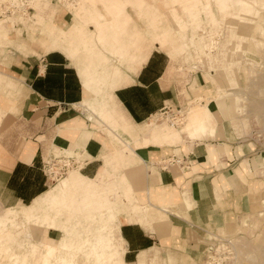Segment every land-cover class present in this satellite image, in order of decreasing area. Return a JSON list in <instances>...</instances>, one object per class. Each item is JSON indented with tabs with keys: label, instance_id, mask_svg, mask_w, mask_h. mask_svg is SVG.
I'll list each match as a JSON object with an SVG mask.
<instances>
[{
	"label": "crops",
	"instance_id": "0c3cea01",
	"mask_svg": "<svg viewBox=\"0 0 264 264\" xmlns=\"http://www.w3.org/2000/svg\"><path fill=\"white\" fill-rule=\"evenodd\" d=\"M258 32L264 34L261 16L252 33ZM168 55L171 56L152 51L137 74L106 63L100 69L103 71L100 76L107 78L111 94L116 97L111 99L112 107L119 109L128 124L127 129L121 124L119 127L130 140L110 128L111 135L105 133L104 137L88 128L89 122L96 123L104 132L106 124L94 122L86 114L89 105L83 74L91 71L87 66L82 71L80 68L81 76L59 50L37 51L20 59L12 70L23 89L16 114L11 115L14 127L7 128L12 142L11 137L5 138L0 146V205L27 207L52 188L47 189L51 182L41 170L42 160L49 157L45 155V145L52 142L57 147L55 152L70 149L82 157L78 162L79 175L91 184L92 190L76 197L88 199L94 212L93 197L100 190L96 181L112 172L104 157L124 150L125 165L118 166L120 175L126 168L127 178L135 181L144 177V168L147 172L145 187L136 190L137 198L146 208L134 204L136 209L120 217L124 264L196 262L201 252L218 240L219 231L237 224L249 213L251 193L263 187L261 180L251 178L252 168L259 169L264 164L259 151L240 134L230 109L224 113L217 105L209 106L216 114L217 126H210L205 134L198 132L196 119L191 128L180 133L181 140L176 144L143 145L139 129L149 124L161 109L181 107L192 91L198 90L203 98L213 95L197 71L189 73V84L179 83L176 75L170 73ZM0 75L6 84H12L10 76ZM212 83L217 95V85ZM17 91L19 86L14 81V88L3 95L4 116L6 103ZM171 156L185 161V166L162 170L158 163ZM75 178L71 186L75 185ZM147 207L153 220L149 214L140 212L142 208L147 211ZM101 214L112 218L115 212L98 215Z\"/></svg>",
	"mask_w": 264,
	"mask_h": 264
},
{
	"label": "rangeland",
	"instance_id": "374dc122",
	"mask_svg": "<svg viewBox=\"0 0 264 264\" xmlns=\"http://www.w3.org/2000/svg\"><path fill=\"white\" fill-rule=\"evenodd\" d=\"M31 1L32 19L10 17L9 20H5L0 18V73L10 76L12 83L6 84V79L2 80L0 75V146L5 138L11 137L10 143L12 142L11 133L7 128L8 126L14 127L13 116L11 115L16 114V108L23 90L21 81L12 71L17 67L18 61L37 51L42 53L52 51L54 41L60 46L56 50H60L70 59L66 53L69 49L67 41L73 40L74 36L78 38V31L81 29L87 30L92 37L89 44L93 47V54L82 51L75 61L70 59L80 75L87 64L97 63L101 58H105L106 61L98 66L94 72L95 78L100 76L103 72L101 71L102 67L106 64L119 66L122 70L135 74L134 69L143 66L141 61L147 51L150 50L151 53L152 51H162L172 56L168 55L170 73L176 75L179 83L189 84L191 80L189 73L197 71L204 83L211 88L213 92L211 97L203 98L198 90L197 93L192 91L189 100L182 104L181 108L187 112L183 125H173L166 119L155 121L154 118L146 126L140 127L139 134L143 138V145L150 143L154 145L176 144L181 140L180 133L191 128L196 119H198V132L205 134L210 126H217L216 114L209 108V106L217 105L216 107L224 113L230 109L231 117L234 119L240 134L250 140L251 147L259 151L260 159L262 158L261 161L264 164V34L261 32L252 33L259 17L264 19V0H257L258 4H250L252 11L246 19L239 17L242 13L246 14L248 8L242 9L239 6H232L226 12L221 13L216 0H138L142 2V10H146L145 7L148 6L150 10L146 11L145 14L143 11V18L139 19L137 4L126 5V10L132 19L125 25L124 32L120 33L118 37L111 33L103 40L95 37L97 26L91 19L101 14L107 17L110 7L114 5L111 0ZM119 1L124 2L125 0ZM0 3H5V0H0ZM212 18L217 23L212 22L214 20ZM78 24L80 25L78 26ZM54 25L66 30L65 37H61L59 28V32L56 30V34L55 31H51ZM164 38H166L165 42H163ZM119 48L118 53L117 49ZM120 55L124 56L121 57ZM115 68L122 71L118 67ZM209 77L217 85V95L215 85ZM14 81L19 86V91L15 92L10 101L6 103L5 116L8 115L6 118L3 112L2 97L7 91L14 88ZM103 83L106 90H103L104 88L101 90L99 85H96L94 87L96 93L92 94L93 103L88 104L89 110L85 109L88 110L86 111L88 118H93L92 121L94 122H104L106 129L103 127L104 132H102L100 126L91 122H89L88 128L102 137L105 136V133L111 135L109 128L127 135L119 127L120 124L125 129L128 127L127 121L119 109L113 108L110 103L113 110L108 108L110 109L108 113L103 107L111 92L108 88L109 85ZM11 130L14 129L11 128ZM169 137L170 139H168ZM127 138L131 139L129 136ZM53 147L52 142L47 143L44 149L45 155L49 156L54 152V156L62 154H72L73 156L75 152L69 149L57 153L55 152L57 147ZM124 148L131 153L127 147ZM83 154L84 157H87L85 151ZM51 157L53 156L50 155ZM76 157L77 160L82 158L80 154H77ZM104 159L106 166L112 168V172H108L96 181L100 190L93 197V207L96 216L101 212L107 214L111 211L112 213L117 212L118 208L117 219L109 217L106 222L108 228L104 233L108 234L110 231H116V228L120 226V217L128 216L133 211L134 204L145 207L137 198L136 190L145 187L147 172L144 168V177L135 181H130L129 177L127 178L129 175L126 173V168L125 173L120 175L121 168L118 166L125 165L124 150L118 149L117 152L104 157ZM78 169H72L63 179L58 182H51L47 187V189L55 187L66 178L70 179L71 185L76 176L75 185L69 188L67 194L60 195L63 202H65L63 197H66L68 206L72 205V198L89 194L92 190L91 184L82 180ZM252 169L251 178L261 180L263 189L251 193V208L248 214L242 216L237 224L219 231L217 239L225 240L228 249L225 252L220 249L217 252L213 250L208 253L207 248H205L198 260L196 262L191 261L189 264H204L209 254L215 255L213 256L214 264L260 263L259 257L264 252V165H261L259 169L253 166ZM154 170L157 171V169ZM21 206L16 205L18 210ZM6 208L0 205V215L4 214ZM144 210L142 208L140 212L149 214L150 219L153 220L149 207H147V211L145 210L146 212ZM68 212L73 214L70 221L67 220L66 213H63L53 229L42 224L32 226V223L29 224L25 220H17L20 226L18 229L12 230L17 239L14 242L9 241L10 243L7 244L4 240L3 245H0V247L3 246L1 247L3 251L0 250V264H23L21 261L26 245L23 242L29 240L25 235L27 233L25 227L28 228V232L32 234L35 241L58 245L59 241L69 243L72 238L75 241L79 240L81 234L86 233L84 226L78 224L80 220L84 219V213L78 212L77 214L72 207ZM40 214L39 216H41ZM86 218L88 220L83 221L86 225H90V238L94 240L101 230V228L99 230L100 219L98 217L97 220H93L94 217L91 215ZM30 240L32 241V239ZM211 240L215 241L216 239L212 238ZM11 253H17L18 255H15L18 257L21 255L19 263L17 261L15 263V259H9ZM249 256L256 258H251V260ZM76 260L79 264H87L80 256ZM53 261L54 264H57L56 259ZM38 262L35 259H30L28 264H38Z\"/></svg>",
	"mask_w": 264,
	"mask_h": 264
},
{
	"label": "bare ground",
	"instance_id": "6f19581e",
	"mask_svg": "<svg viewBox=\"0 0 264 264\" xmlns=\"http://www.w3.org/2000/svg\"><path fill=\"white\" fill-rule=\"evenodd\" d=\"M17 1L18 0H5V2H9V3H14ZM28 1L32 7V1L31 0H28ZM111 1L114 3V5L112 7H110L111 9L109 10V14L107 16V17L110 16L109 18H107L105 15L101 14V15H99L97 17H93L91 19V21L96 23V26H97V31L94 35H95V37L97 36L100 40H103L104 38L107 37V35H109L111 33L118 37V36H120V33L124 32L125 25L128 24L132 19L126 10V7H125L126 5L137 4L138 11H139L137 13L139 15V19L141 17L143 18V16H142L143 11L145 14L146 11L148 12L150 10L148 8L149 6L145 7L146 10H142L141 9V7H143V5H141L142 2H140L138 0H125L124 2H120L119 0H111ZM141 1H143V0H141ZM216 2L220 6L221 13L226 12L232 6H234V7L239 6L242 9L248 8L246 14H244V13L240 14L239 18H241V19H246L251 14V11H252L251 7L252 6L250 4H255V3L258 4L257 0H251L248 2L243 1V0H236V1H233V0H216ZM147 8H148V10H147ZM30 13H28L25 16L18 15L15 17H19V18H23V19H32V11ZM4 19L9 20L10 17H6ZM212 19H214V18H212ZM212 22L217 23L215 19ZM79 25L80 24H78V26ZM58 28H59L58 25H54L52 27L51 31H55V34H56L57 33L56 30L58 31ZM76 30H77V28H76ZM59 31L61 32V37L62 38L65 37L66 30L59 28ZM78 34L76 32V35H78V38H76L77 36H74L73 40L67 41V43H69V49L67 50L66 53L70 57V59L73 61H75L77 58H79L82 51L89 52L90 54H93V52H92L93 47L91 46V44H89L91 39H92V37H90L89 32L87 30L85 31V30L80 29L78 31ZM164 39L165 40L163 42L166 41V38H164ZM52 47H53V50H56L60 46L54 41V44ZM211 50H212V47H211ZM119 51H120V48L117 49L118 53H119ZM115 53H116V51H115ZM150 54H151V51L149 50V51H147L146 55L142 58L141 63H143V65L145 64V62L148 59V57L150 56ZM120 56L122 57L124 55H120ZM105 61H106L105 58H101V60L98 61L97 63H89L87 65V69L91 70V71H86L83 74V81H84V85H85V89H86V102L89 105H91L93 103V101L90 98L92 97V94L96 93V91L94 90V87L96 85H99L101 90H102V88H104L103 90H106L105 84L103 82H105L107 84V82H108L107 78L103 77V76H98L95 78V74L93 73L98 69V66L103 64ZM140 68L141 67H138L135 69L133 68L135 74L138 73ZM108 88H109V86H108ZM109 94L110 95H109L108 101H105V103L103 105V107L106 108L108 113H109L110 109L113 110V108L111 107V104H110L111 99L112 100L116 99V97L113 93L111 94V92H110ZM103 107H102V109H104ZM108 108H110V109H108ZM100 110H99V112H100ZM182 110L184 113V117H183L180 125H183V123L185 122V120H186L185 115L187 113L185 109H182ZM101 114L103 116V113H101ZM105 115H106V113H105ZM153 118H155V117H153ZM90 119L92 120L93 118H90ZM202 129H204L203 126H202ZM168 139H170V137ZM77 154L78 153H74L73 156H72V154L71 155L62 154L59 156L74 157V158H76V161L79 162V160H77V157H76ZM52 156L58 157V156H54V155H52ZM53 157H51V158H53ZM51 158L49 155L47 160L51 159ZM69 180L70 179H68V178L62 180L61 183H59L55 187H52L49 191H47L43 196L38 198L30 206L21 207V208H19L20 210H18L17 207H9V208L7 207L5 209L6 211L4 212V214L0 215V245H3L4 240H6L5 241L6 244L9 241H12V242L16 241L17 236L13 234L12 230L14 228L18 229V227L20 226L17 223V220L18 221H19V219L25 220V221L29 222V224L32 223L31 224L32 226H36L37 224H42L43 226H46L49 229H53L58 224L57 220L59 219V217L62 216L63 213H66L67 220L70 221V218L73 214H70L68 212V210L72 207L75 209L77 214H78V212H81L82 214L84 213V219H83L84 221L88 220L86 218L88 215L93 216L94 217L93 220H97V218L99 217V219H100L99 230H100V228H101V230L97 236L95 235L96 236L95 239L92 240L90 238V232H91L90 227H89L90 225L89 226L86 225L83 220H80L78 222V224L84 226L83 228H84V231L86 233L81 234V238L77 241H75L72 238L69 243L59 241L58 245H53V244H48L46 242L33 240L32 234L30 232H28L29 231L28 228L25 227L26 231H27V233L25 235H27V238L29 240L28 241L25 240L27 242H23L24 245L25 244L26 245H25V249L23 251L24 254H23L21 262L23 264H28L30 259H33V260L35 259L36 262L39 261L38 264H54L53 259H56L57 264H79L76 259L78 256H80L81 258H83L85 260V262L87 264H124L123 255H124V250H125L124 248L125 247H124V240L121 237L120 232H119L120 226H118L116 228L115 232L110 231V232H108V234L104 233V231H107V228H108L106 222L109 219V217L105 214H101V215L96 216L93 212L92 205L88 199H79L78 200L77 197H74V198H72V205L68 206L66 204L68 200L64 196L63 198L65 199V202H63L62 197H60V195H65V194H67V192H69V188L71 187ZM58 181L59 180H57L56 182H58ZM136 206L137 205H135L133 207V209H136L137 208ZM138 207H140V206H138ZM115 213L116 214L118 213V208H117V212H115ZM39 214L41 216H39ZM116 214H114V216L112 217L113 219H117L118 214L117 215ZM19 234H22V233H19ZM30 239H32V241ZM24 245L22 244V246H24ZM259 245L262 246V244H259ZM1 247H3V246H1ZM1 247H0V250L3 251L1 249ZM220 248L227 250L228 245H225V244L221 245ZM15 254H17V253H14V254L11 253V255H10L11 258L9 257V259H12V260L15 259L14 262L15 261L18 262L20 260L19 257L21 255L18 257ZM251 258L254 259L256 257L255 256H254V258L250 257V259ZM259 262H260L259 264H264V252H262V255L259 257Z\"/></svg>",
	"mask_w": 264,
	"mask_h": 264
},
{
	"label": "built area",
	"instance_id": "2783aa9c",
	"mask_svg": "<svg viewBox=\"0 0 264 264\" xmlns=\"http://www.w3.org/2000/svg\"><path fill=\"white\" fill-rule=\"evenodd\" d=\"M32 11L31 4L28 0H18L14 3H0V18H6V17H15V16H25L28 13ZM184 117V113L181 107L176 108H170V107H164L161 109V111L155 116V121H158L157 119H166L171 124H181L182 119ZM159 166L162 170H167L169 167L172 166H178L183 167L185 166V161L179 159L176 156H171L168 159L162 160L159 163ZM80 167L78 165V162L76 161V158L74 157H66V156H58L53 157L48 160H42L41 170L44 173L47 180L50 182H56L57 180H60L64 178L69 171L72 169ZM228 245L227 242L223 239H219L213 244L207 246V252L210 253L211 251L217 252L220 250L221 245ZM223 252L226 250L222 249ZM215 255H208L206 257V261L204 264H214Z\"/></svg>",
	"mask_w": 264,
	"mask_h": 264
}]
</instances>
